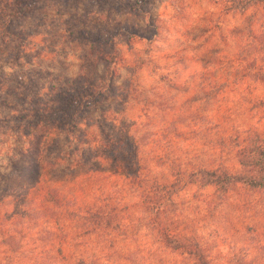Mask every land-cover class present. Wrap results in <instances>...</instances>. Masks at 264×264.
Segmentation results:
<instances>
[{
    "label": "rangeland",
    "instance_id": "374dc122",
    "mask_svg": "<svg viewBox=\"0 0 264 264\" xmlns=\"http://www.w3.org/2000/svg\"><path fill=\"white\" fill-rule=\"evenodd\" d=\"M121 1H52L21 25V30L33 31L28 48L9 49L0 64V113L7 116L26 96H47L54 84L81 74L78 62L86 41L79 34L110 41L104 50L118 55L110 59L115 90L92 110L72 140L62 135L57 144L63 155L72 154L71 161L93 150L105 160L94 156L90 166L72 167L65 159L53 175L57 186L76 193L79 205L111 196L120 206L121 225L116 231H90L84 239L71 237L64 245L67 263L39 241L43 225L24 229L15 253L4 243L8 236L0 233V264H79L82 258L87 264H184L157 244L138 193L109 167L107 137L137 139L152 174L170 177L174 168L238 167L220 139L249 131L264 136V109L257 108L264 85L248 77L244 64L250 59L264 65V8L240 14L227 13L225 3L217 0H140V9L132 10L115 6ZM121 27H131L138 37H115ZM105 73L101 64L97 75ZM30 144L36 141L0 129V172L10 174L14 166L18 192L34 183L21 179L20 172L21 153ZM213 192L195 186L180 193L174 218L187 225L181 228L197 236L214 264L242 259L264 264V194L237 189L216 205ZM16 210L15 205L9 213L3 210L0 224L6 225ZM70 225L74 233L77 226Z\"/></svg>",
    "mask_w": 264,
    "mask_h": 264
},
{
    "label": "trees",
    "instance_id": "16d2710c",
    "mask_svg": "<svg viewBox=\"0 0 264 264\" xmlns=\"http://www.w3.org/2000/svg\"><path fill=\"white\" fill-rule=\"evenodd\" d=\"M52 1L55 0H0V64L11 53L9 49L24 52L28 48V39L32 38L33 31L21 30V25L30 14L47 10ZM217 1L225 3L227 13L244 14L249 10L264 8V0ZM140 2L125 0L115 6L139 10ZM114 33L115 37L123 33L131 39L138 37L131 27H121ZM78 37L86 41L85 55L78 62L80 75L72 77L63 85L54 84L47 96L39 94L30 99L26 96V101L22 102L24 104L11 107L14 111L7 116L0 113V129L6 127L21 139L25 137L36 141L35 145L30 144L21 153V179L29 178L34 181L33 184L21 186L18 192L13 185L14 166L10 174L0 172V194L3 195L0 196V219L3 210L9 213L8 210L14 205L17 209L8 220L4 217L6 225L0 224L2 237L8 236L4 243L10 248L9 252L15 253L17 236L24 233V229H36L43 225L41 236H38L42 239L39 241L49 250V254L52 255L50 250L55 251L54 255L65 263L67 256L64 245L69 244L72 238L84 239L94 230L104 233L116 231L122 220L119 215L120 206L115 204L111 196L103 195L99 200L79 205L76 193L57 186V178L53 175V169L57 165L61 167L58 163H63L65 159L71 161L72 154L63 155L61 146L57 145L61 136L66 135L68 140H72L71 135L78 131L92 110L108 101V95L115 90L110 59L118 55L114 51L110 53L104 50L110 41L107 38L93 39L84 34ZM101 64L106 67L105 77L97 75ZM244 64L250 73L248 77L264 85V65L250 59H244ZM257 108L264 109V98L258 100ZM220 142L234 153L238 167H181L174 168L170 177H161L152 174L150 166L143 160L137 139L130 136L117 140L110 137L106 139L108 165L124 176L127 185L138 193L148 221L147 226L155 232V241L163 251L175 254L184 264L214 263L197 236L188 234V228H185L187 225L181 223L185 226L181 228V224L174 218L176 198L181 192L195 186L211 187L216 205L222 204L229 193L237 189L264 194V136L249 131L245 135L236 133L221 138ZM78 150L76 148L75 152ZM56 154L58 158L50 162ZM94 156L104 159L102 152L93 150L80 160L76 158L71 161V166L88 167ZM14 164L17 169L19 163ZM23 221H26V226ZM72 223L77 226L74 233L69 230ZM79 264L87 262L82 258ZM236 264H252V261L242 259Z\"/></svg>",
    "mask_w": 264,
    "mask_h": 264
}]
</instances>
